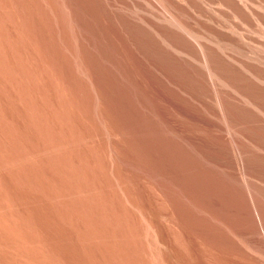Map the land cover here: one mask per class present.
Returning <instances> with one entry per match:
<instances>
[{
  "label": "bare ground",
  "instance_id": "6f19581e",
  "mask_svg": "<svg viewBox=\"0 0 264 264\" xmlns=\"http://www.w3.org/2000/svg\"><path fill=\"white\" fill-rule=\"evenodd\" d=\"M0 264H264V0H0Z\"/></svg>",
  "mask_w": 264,
  "mask_h": 264
}]
</instances>
